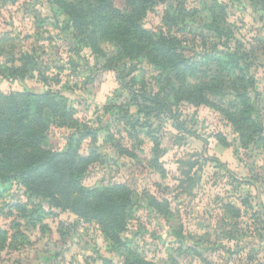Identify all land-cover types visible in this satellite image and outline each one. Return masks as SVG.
Returning <instances> with one entry per match:
<instances>
[{"label":"rangeland","instance_id":"1","mask_svg":"<svg viewBox=\"0 0 264 264\" xmlns=\"http://www.w3.org/2000/svg\"><path fill=\"white\" fill-rule=\"evenodd\" d=\"M157 1L140 26L178 40L182 86L146 53L106 69L114 48L74 41L56 0H0V93L74 110L0 146V264H264V0ZM54 152L70 155L14 174Z\"/></svg>","mask_w":264,"mask_h":264},{"label":"trees","instance_id":"2","mask_svg":"<svg viewBox=\"0 0 264 264\" xmlns=\"http://www.w3.org/2000/svg\"><path fill=\"white\" fill-rule=\"evenodd\" d=\"M56 2H60L61 9L71 17L72 28L74 30L72 39L74 41L78 40L80 43L96 47L99 46L96 40L98 36H101L102 42L114 48V52L111 55L115 56L107 59L108 64L105 67L106 69L116 70L117 68L114 63L118 60H134L139 55L146 53L149 59L151 58L153 64H156L165 71L170 70L171 73L175 72L180 85L185 84L178 74L185 75L189 73V66L177 47L178 40L175 39L174 42L167 40L165 37H160L140 26L147 12L158 5L157 3L160 1L125 0V12L116 9L111 0H56ZM206 27L219 32V29L215 25L210 26V24H207ZM229 56L230 62L236 67V70H246V68L240 65V59L236 58V54L230 53ZM12 71L17 75L20 69H12ZM245 88L249 90L247 85ZM51 95H54V93L17 92L11 95L0 93V129H2L0 131V146L9 148L10 144L8 142H12L16 148L34 145L37 138L39 139L43 134L44 129L49 128L48 118L56 123L66 124L62 123L61 120L70 118L71 113L74 114V110H68L67 106L57 101ZM150 100L156 103L154 99L150 98ZM10 103H13V106ZM157 103L160 105L161 110L163 109L169 114L171 113L166 105ZM45 114H47L46 117ZM22 115L23 120L21 119ZM14 121H19V125L15 126ZM249 121L254 122L253 119H249ZM13 129H23V132H14ZM96 133L97 130L85 129L81 133V136L85 138L93 137ZM69 155L64 152H54L50 153L43 160L40 159L39 155H31L28 166L18 169L14 174L52 169L58 159ZM70 156L78 161L75 163L76 166H79L78 163L80 161L88 160L87 157L78 156V153L73 150ZM8 166H11V163H8ZM1 178L2 180H8L10 176L2 174ZM23 182L27 183L26 181ZM81 194L84 195V191H81ZM74 200L77 202L78 199L74 198ZM85 207L86 205L83 204L75 209L77 214L82 216L80 213Z\"/></svg>","mask_w":264,"mask_h":264}]
</instances>
